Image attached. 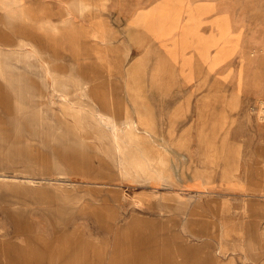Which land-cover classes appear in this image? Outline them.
<instances>
[{"label":"rangeland","instance_id":"obj_1","mask_svg":"<svg viewBox=\"0 0 264 264\" xmlns=\"http://www.w3.org/2000/svg\"><path fill=\"white\" fill-rule=\"evenodd\" d=\"M225 1L247 82L181 108L148 60L79 64L65 24L49 41L0 10V264H264V145L238 143L264 131V0Z\"/></svg>","mask_w":264,"mask_h":264},{"label":"crops","instance_id":"obj_2","mask_svg":"<svg viewBox=\"0 0 264 264\" xmlns=\"http://www.w3.org/2000/svg\"><path fill=\"white\" fill-rule=\"evenodd\" d=\"M0 10L25 17L32 31L49 41L65 24L61 34L66 56L79 64L90 58L98 65L121 68L148 60L157 68V82L174 84L170 99L175 108L185 99L212 94L194 90L199 84L223 83L236 89L247 82L245 22L233 20L225 0H0ZM230 34L237 35L231 40L236 47L225 56ZM256 65L262 73V62ZM256 93L264 95L262 85ZM240 139L244 147H262L264 131ZM199 184L190 182L183 191L199 192ZM145 191L159 200L183 195L181 189Z\"/></svg>","mask_w":264,"mask_h":264}]
</instances>
